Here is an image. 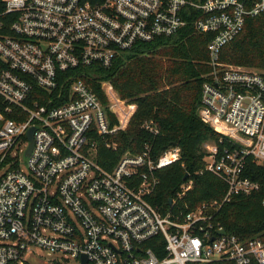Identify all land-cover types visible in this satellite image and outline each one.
Instances as JSON below:
<instances>
[{
	"label": "built area",
	"instance_id": "obj_1",
	"mask_svg": "<svg viewBox=\"0 0 264 264\" xmlns=\"http://www.w3.org/2000/svg\"><path fill=\"white\" fill-rule=\"evenodd\" d=\"M260 15L264 0H0V264H264L263 238L214 224L222 203L185 213L154 203L158 172L181 160L180 146L159 156L127 150L111 169L98 161L100 139L115 148L108 135L137 108L100 79V67L137 42L179 34L193 18L196 33L211 34L198 114L232 143L204 141L205 169L227 183L223 202L258 191L245 169L248 157L264 163V71L221 53ZM119 101L131 112L121 114ZM193 183L188 174L172 209ZM153 238L156 248L165 241L164 256Z\"/></svg>",
	"mask_w": 264,
	"mask_h": 264
},
{
	"label": "trees",
	"instance_id": "obj_2",
	"mask_svg": "<svg viewBox=\"0 0 264 264\" xmlns=\"http://www.w3.org/2000/svg\"><path fill=\"white\" fill-rule=\"evenodd\" d=\"M86 1L96 5L105 0ZM210 38L209 33H196L193 18H189L188 25L179 34L137 42L122 52L111 67H100V79L110 80L119 96L135 103L137 108L125 129L108 135L107 139L116 143L115 148H108L100 139L98 161L111 169L127 150L140 153L149 147L154 156H159L171 146H180L181 160L158 172L161 182L154 203L164 211L171 209L176 213L181 209L185 213L218 201L222 205L213 217L216 226L243 239L255 236L264 239V163L248 157L245 173L260 183V189L251 195H234L225 202L227 183L205 169L204 141H214L220 148L232 145L231 140L198 114L202 84L210 71L207 50ZM221 59L229 64L264 71V15L247 18L244 30L223 47ZM92 85L107 104L100 82L93 81ZM129 108L130 111L119 101L121 114L131 112L133 107ZM112 120L118 121L115 116ZM146 122H151L159 132L147 129ZM188 174L194 178L193 186L179 207L172 209L171 201ZM160 242L157 248L154 238L148 244L164 256L165 241L160 239ZM206 264L233 263L219 260Z\"/></svg>",
	"mask_w": 264,
	"mask_h": 264
},
{
	"label": "water",
	"instance_id": "obj_3",
	"mask_svg": "<svg viewBox=\"0 0 264 264\" xmlns=\"http://www.w3.org/2000/svg\"><path fill=\"white\" fill-rule=\"evenodd\" d=\"M29 138L31 139V142H32V141H33V129H31V130L29 131ZM31 148H32V143H31V145H30V147H29V149H28V152H30ZM186 176H187V175H186ZM221 233H222V234L226 233V230H225V229L222 230Z\"/></svg>",
	"mask_w": 264,
	"mask_h": 264
},
{
	"label": "rangeland",
	"instance_id": "obj_4",
	"mask_svg": "<svg viewBox=\"0 0 264 264\" xmlns=\"http://www.w3.org/2000/svg\"><path fill=\"white\" fill-rule=\"evenodd\" d=\"M118 108V107H117ZM118 111L120 112V110L118 109ZM121 113V112H120ZM37 264H45V261H42L41 259H37Z\"/></svg>",
	"mask_w": 264,
	"mask_h": 264
}]
</instances>
